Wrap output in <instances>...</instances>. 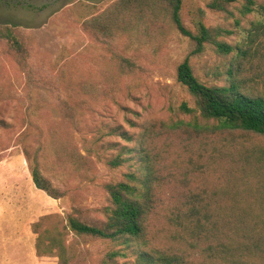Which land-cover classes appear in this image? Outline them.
Segmentation results:
<instances>
[{
	"label": "rangeland",
	"instance_id": "1",
	"mask_svg": "<svg viewBox=\"0 0 264 264\" xmlns=\"http://www.w3.org/2000/svg\"><path fill=\"white\" fill-rule=\"evenodd\" d=\"M216 1L224 2L222 8H209ZM253 1L244 13V0H182L181 20L193 34L203 24L213 39L237 47L253 25H264V0ZM157 5L154 0H0V19L20 25L12 32L27 51V69H20L0 39V264H58L44 250L43 258L35 256L36 223L50 214L58 215L59 228L68 214L103 222L106 185L127 172L139 175L143 154L161 179L154 188L146 248L182 255L188 264L200 262L198 250L173 239L177 232L167 217L174 209L182 212L185 199L198 189L228 179L235 150L264 151V136L218 130L214 120L200 115L195 99L176 80L177 65L188 58L200 81L223 86L227 69L236 66L234 53L222 55L210 43L195 52L196 44ZM240 71L248 81L255 70ZM183 103L190 113L180 109ZM194 122L202 128L187 125ZM37 148L39 169L58 191L57 199L32 183ZM120 152L124 164L108 168L105 161ZM79 159L80 166L74 162ZM67 239L78 255L70 264H102L112 251L124 256L108 264H136L141 249L135 242L70 234Z\"/></svg>",
	"mask_w": 264,
	"mask_h": 264
},
{
	"label": "trees",
	"instance_id": "2",
	"mask_svg": "<svg viewBox=\"0 0 264 264\" xmlns=\"http://www.w3.org/2000/svg\"><path fill=\"white\" fill-rule=\"evenodd\" d=\"M154 2L171 25L196 44L195 52H200L205 44L210 43L222 55L234 53L236 66L227 69L228 83L223 86L200 81L194 75L188 58L177 65L176 80L195 99L200 115L206 120H214L218 130H238L264 136V45L260 49L258 47L264 42H257L260 36H264V25H253L248 40L232 47L213 39L210 30L203 24H200L196 34L188 30L181 20L182 0ZM223 3L216 1L208 6L220 9ZM254 5L253 0H244L243 12H250ZM261 8L264 9V6ZM19 26L13 21L0 19V39L6 41L17 58L18 66L25 70L27 51L12 32ZM245 68L255 70L248 81H243L238 75ZM180 109L184 113L191 112L185 103ZM187 125L195 130L202 128L196 122ZM38 151L39 148L35 149V159L32 160V183L38 190L57 199L58 191L39 169ZM234 152L230 157L228 179H222V184L198 189V193L185 199L182 212L177 208L167 217L177 232L173 239L189 250H198V264H264V151L240 147ZM123 155L120 152L106 160V166L110 169L122 166L126 161ZM74 162L80 166L82 160ZM140 162L143 167L139 175L127 172L120 181L106 185L109 206L104 210L103 222L88 223L68 214L66 223L59 228L58 215L41 217L33 232L37 234L36 255L43 257L40 251L44 250L55 256L58 264H70L78 256L74 245L67 239L70 234L73 239H101L121 242L122 245L135 242L141 246L137 251L136 264H188L182 255L146 248L148 216L155 203L154 188L161 179L157 177L147 154H143ZM116 256H124V253L112 251L102 264H108Z\"/></svg>",
	"mask_w": 264,
	"mask_h": 264
},
{
	"label": "crops",
	"instance_id": "3",
	"mask_svg": "<svg viewBox=\"0 0 264 264\" xmlns=\"http://www.w3.org/2000/svg\"><path fill=\"white\" fill-rule=\"evenodd\" d=\"M33 244H34V254H35V256H37L36 252H35V243H33ZM37 257H39V256H37ZM39 258H43V257H39Z\"/></svg>",
	"mask_w": 264,
	"mask_h": 264
}]
</instances>
